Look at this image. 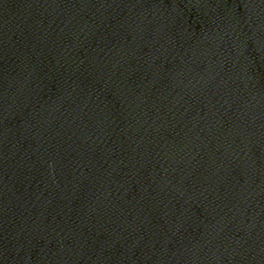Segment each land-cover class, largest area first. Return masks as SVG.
I'll use <instances>...</instances> for the list:
<instances>
[{"label": "water", "instance_id": "95a60500", "mask_svg": "<svg viewBox=\"0 0 264 264\" xmlns=\"http://www.w3.org/2000/svg\"><path fill=\"white\" fill-rule=\"evenodd\" d=\"M0 264H264V0H0Z\"/></svg>", "mask_w": 264, "mask_h": 264}]
</instances>
